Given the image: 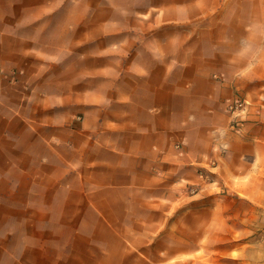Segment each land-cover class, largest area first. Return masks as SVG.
Masks as SVG:
<instances>
[{
    "label": "crops",
    "instance_id": "crops-1",
    "mask_svg": "<svg viewBox=\"0 0 264 264\" xmlns=\"http://www.w3.org/2000/svg\"><path fill=\"white\" fill-rule=\"evenodd\" d=\"M253 31L264 0H0V264H152L212 209Z\"/></svg>",
    "mask_w": 264,
    "mask_h": 264
},
{
    "label": "rangeland",
    "instance_id": "rangeland-1",
    "mask_svg": "<svg viewBox=\"0 0 264 264\" xmlns=\"http://www.w3.org/2000/svg\"><path fill=\"white\" fill-rule=\"evenodd\" d=\"M256 33L251 47L236 48L251 62H235V92L225 100L235 141L219 146L218 158L202 169L213 208H187L186 215L167 228L171 235L157 241L152 264H264V142L244 144L242 137L249 119L252 130H259V115L264 131V46L259 45L264 41ZM189 51L194 54L195 49Z\"/></svg>",
    "mask_w": 264,
    "mask_h": 264
}]
</instances>
